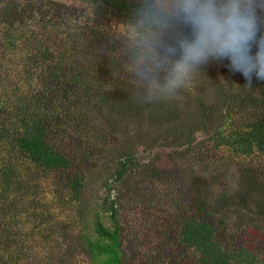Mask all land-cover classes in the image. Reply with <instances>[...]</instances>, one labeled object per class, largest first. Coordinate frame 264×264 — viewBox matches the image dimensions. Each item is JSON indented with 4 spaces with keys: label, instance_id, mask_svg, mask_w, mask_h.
<instances>
[{
    "label": "trees",
    "instance_id": "trees-1",
    "mask_svg": "<svg viewBox=\"0 0 264 264\" xmlns=\"http://www.w3.org/2000/svg\"><path fill=\"white\" fill-rule=\"evenodd\" d=\"M144 3L0 0V264H51L58 235L83 247L91 264H124L119 191L125 178L140 169L142 158L119 148L107 157L114 147L111 130L134 125L130 119L141 118L147 109L162 110L168 120L179 110L175 96L149 104L136 97L140 61L135 53L154 31L136 14ZM174 31L190 30L177 26ZM172 35L169 31L164 40ZM226 62L201 66L190 80L196 86L181 93L193 105L186 109L198 107L195 126L226 155L242 162L264 157V112L255 115L264 110V80L253 77L247 87ZM220 65L231 74L232 91L213 78L218 103L207 105L202 97L209 83L202 82L211 66ZM236 81L242 82L238 92ZM198 86L206 92H198ZM231 105L244 111L241 120ZM172 129L175 135L191 136L180 126ZM69 137L77 139L84 166L62 151L60 143ZM183 144L186 150L193 145L189 139ZM162 149L171 151L167 145ZM89 169L96 184L92 196ZM249 179H242L244 188L232 195L220 194L215 206L200 203L202 218L187 216L180 222L178 240L194 264H264V253L231 235L227 225L230 215L239 213L264 243V180L258 185ZM86 210L87 226L80 229Z\"/></svg>",
    "mask_w": 264,
    "mask_h": 264
},
{
    "label": "rangeland",
    "instance_id": "rangeland-1",
    "mask_svg": "<svg viewBox=\"0 0 264 264\" xmlns=\"http://www.w3.org/2000/svg\"><path fill=\"white\" fill-rule=\"evenodd\" d=\"M257 14L258 42L264 37V9H258ZM257 50L258 44L254 43L252 54L255 55ZM226 64L230 72H234L230 69L228 60ZM222 68V65L211 66L212 71L207 75L205 82H202L209 83L208 92L197 87L198 92H206L202 99L207 105L208 101L218 103L212 95L217 89L212 82L213 78L218 77L228 85V90L232 91L231 74ZM242 79L243 75L240 73L239 81ZM239 81L235 84L237 92L242 86ZM194 86L196 82L189 81L175 95L179 110H176L175 116L169 117V120L162 110L147 109L143 116L137 112L141 118L130 119L134 121V125H127L125 128L124 125H118L111 130V143L114 147L107 151V157L111 159L119 148L132 149L142 158L139 159L140 169L125 178L119 191L117 216L122 225L124 264H194L193 255L184 249L178 240L177 234L182 219L187 216L202 218L197 212L200 203L204 202L209 207L215 206L220 200V194L227 192L232 195L244 188L242 179L245 177L258 185L261 179L264 180V157H255L245 162L235 160L226 155L229 154L226 150H219L223 146L217 148L211 138L195 126L198 116L201 115L198 107L194 111L186 109V106L191 108L193 105L191 101L185 100L184 94L181 95L182 92H190L189 88ZM229 109L236 120L245 116L244 111L237 110L234 105ZM262 112L264 110L261 109L255 115L262 116ZM152 120L159 122L151 125L149 122ZM95 121L101 124L98 118H95ZM175 125L180 126V132L188 129L191 136L175 135L176 131L172 129ZM204 135L206 140H200ZM188 139L193 145L186 150L183 143ZM132 140L135 142L132 143ZM164 145L171 151L164 152ZM60 147L76 165L84 166L79 158V143L76 138H66L60 143ZM89 173L94 181L89 188V196H92L96 187L95 176L92 169H89ZM239 183L241 187H238ZM250 190L258 192L256 188ZM86 216L87 210L83 215V222L78 225L80 229L87 226ZM104 221H107V216H104ZM227 225L231 235L243 241H250L254 248L258 247L257 249L264 253L262 238L255 234V230L249 226L253 224L246 218H242L239 213H233L227 219ZM71 235L73 236V233ZM62 238V235L57 236V248L49 260L51 264H91L83 247L76 241H66Z\"/></svg>",
    "mask_w": 264,
    "mask_h": 264
},
{
    "label": "clouds",
    "instance_id": "clouds-1",
    "mask_svg": "<svg viewBox=\"0 0 264 264\" xmlns=\"http://www.w3.org/2000/svg\"><path fill=\"white\" fill-rule=\"evenodd\" d=\"M264 0H145L136 14L154 30L140 41L137 99L145 104L175 96L210 60H228L251 87L264 80V37L257 42ZM177 26L188 33L174 31ZM173 35L169 41L164 36ZM258 44L255 55L253 44Z\"/></svg>",
    "mask_w": 264,
    "mask_h": 264
}]
</instances>
